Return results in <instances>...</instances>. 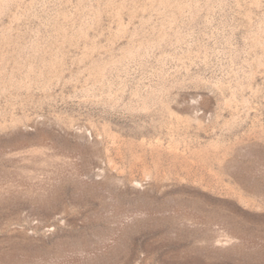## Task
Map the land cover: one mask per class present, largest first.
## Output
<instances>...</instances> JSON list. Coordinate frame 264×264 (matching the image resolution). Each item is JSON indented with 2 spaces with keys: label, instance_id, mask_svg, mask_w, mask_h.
Here are the masks:
<instances>
[{
  "label": "rangeland",
  "instance_id": "1",
  "mask_svg": "<svg viewBox=\"0 0 264 264\" xmlns=\"http://www.w3.org/2000/svg\"><path fill=\"white\" fill-rule=\"evenodd\" d=\"M0 264H264V0H0Z\"/></svg>",
  "mask_w": 264,
  "mask_h": 264
}]
</instances>
